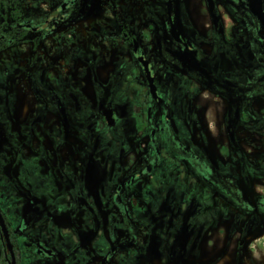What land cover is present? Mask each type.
<instances>
[{
	"label": "flooded vegetation",
	"instance_id": "af4514ba",
	"mask_svg": "<svg viewBox=\"0 0 264 264\" xmlns=\"http://www.w3.org/2000/svg\"><path fill=\"white\" fill-rule=\"evenodd\" d=\"M264 0H0V264H264Z\"/></svg>",
	"mask_w": 264,
	"mask_h": 264
},
{
	"label": "rangeland",
	"instance_id": "374dc122",
	"mask_svg": "<svg viewBox=\"0 0 264 264\" xmlns=\"http://www.w3.org/2000/svg\"><path fill=\"white\" fill-rule=\"evenodd\" d=\"M260 238H259V241L262 243H264V235L262 236V233L259 234ZM262 243V244H263Z\"/></svg>",
	"mask_w": 264,
	"mask_h": 264
}]
</instances>
